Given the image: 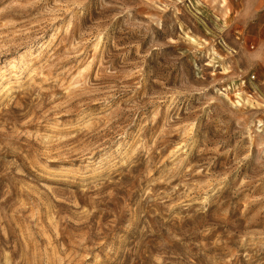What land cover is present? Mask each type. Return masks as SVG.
Segmentation results:
<instances>
[{
    "label": "rangeland",
    "instance_id": "rangeland-1",
    "mask_svg": "<svg viewBox=\"0 0 264 264\" xmlns=\"http://www.w3.org/2000/svg\"><path fill=\"white\" fill-rule=\"evenodd\" d=\"M0 264H264V0H0Z\"/></svg>",
    "mask_w": 264,
    "mask_h": 264
}]
</instances>
